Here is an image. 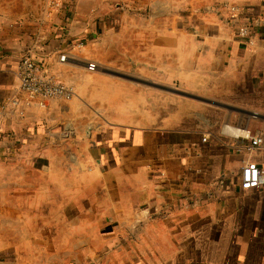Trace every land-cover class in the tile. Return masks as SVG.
I'll return each mask as SVG.
<instances>
[{
  "label": "crops",
  "instance_id": "1",
  "mask_svg": "<svg viewBox=\"0 0 264 264\" xmlns=\"http://www.w3.org/2000/svg\"><path fill=\"white\" fill-rule=\"evenodd\" d=\"M28 53L74 97L27 105ZM236 127L264 133V0H0V262L264 264Z\"/></svg>",
  "mask_w": 264,
  "mask_h": 264
},
{
  "label": "built area",
  "instance_id": "2",
  "mask_svg": "<svg viewBox=\"0 0 264 264\" xmlns=\"http://www.w3.org/2000/svg\"><path fill=\"white\" fill-rule=\"evenodd\" d=\"M235 18L240 19L244 13V8L238 5L229 7ZM239 35L248 38V43H254L252 30L242 25L238 29ZM106 70V68H102ZM18 76L20 80V90L27 95L26 104L30 105L35 98L43 99H71L75 95L72 85L63 82L59 76L46 68L34 58L30 53L22 57L18 66ZM135 80V76L131 77ZM243 113V109L238 110ZM234 135L249 142V148L254 149L264 146V133L252 131L249 128L236 127ZM240 184L243 189H252L264 185V172L256 160L244 159L241 164ZM0 264H12L2 263Z\"/></svg>",
  "mask_w": 264,
  "mask_h": 264
},
{
  "label": "water",
  "instance_id": "3",
  "mask_svg": "<svg viewBox=\"0 0 264 264\" xmlns=\"http://www.w3.org/2000/svg\"><path fill=\"white\" fill-rule=\"evenodd\" d=\"M169 9H170L169 5L155 3L152 6L151 14H152V16L166 14Z\"/></svg>",
  "mask_w": 264,
  "mask_h": 264
}]
</instances>
